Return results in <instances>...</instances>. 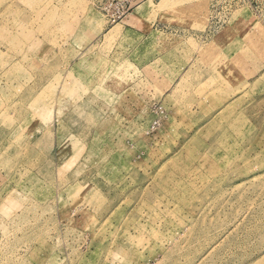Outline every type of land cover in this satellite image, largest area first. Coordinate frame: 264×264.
<instances>
[{"label":"rangeland","instance_id":"rangeland-1","mask_svg":"<svg viewBox=\"0 0 264 264\" xmlns=\"http://www.w3.org/2000/svg\"><path fill=\"white\" fill-rule=\"evenodd\" d=\"M106 1L0 0V264H264V0Z\"/></svg>","mask_w":264,"mask_h":264},{"label":"built area","instance_id":"built-area-1","mask_svg":"<svg viewBox=\"0 0 264 264\" xmlns=\"http://www.w3.org/2000/svg\"><path fill=\"white\" fill-rule=\"evenodd\" d=\"M147 1L155 2L156 0H107L104 8L109 12L110 18L116 21Z\"/></svg>","mask_w":264,"mask_h":264},{"label":"crops","instance_id":"crops-1","mask_svg":"<svg viewBox=\"0 0 264 264\" xmlns=\"http://www.w3.org/2000/svg\"><path fill=\"white\" fill-rule=\"evenodd\" d=\"M145 15V14H143ZM134 19H135V22L137 23V25H139V27H136L137 28V34H139V45L146 39V38H149V32L153 31V30H150L148 32V30H145L144 27H148V24H145V21L147 22V20L143 17H141V15L139 14V9L137 10V12L135 13V16H134Z\"/></svg>","mask_w":264,"mask_h":264},{"label":"bare ground","instance_id":"bare-ground-1","mask_svg":"<svg viewBox=\"0 0 264 264\" xmlns=\"http://www.w3.org/2000/svg\"><path fill=\"white\" fill-rule=\"evenodd\" d=\"M146 13V7L145 6H142V7H139V14H145Z\"/></svg>","mask_w":264,"mask_h":264}]
</instances>
